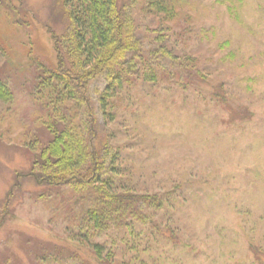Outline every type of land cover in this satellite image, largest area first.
Instances as JSON below:
<instances>
[{
	"label": "rangeland",
	"instance_id": "rangeland-1",
	"mask_svg": "<svg viewBox=\"0 0 264 264\" xmlns=\"http://www.w3.org/2000/svg\"><path fill=\"white\" fill-rule=\"evenodd\" d=\"M120 2L133 42L158 50L148 54L158 63V82L139 83L120 108L125 116L110 124L98 107L103 77L92 82L90 96L100 132L126 146L134 188L171 205L158 211L169 231L155 230L142 256L149 264H264V0H237L235 9L225 0H189L169 23L140 1ZM66 25L62 0H0V78L13 91L0 101V213L17 174L30 168L26 140L44 135L32 97L35 62L53 65L51 31L63 35ZM20 180L0 249L7 244L19 264H32L26 247L64 261L46 264L90 258L66 241L64 190L56 199L41 197V186ZM99 240L120 245L111 235Z\"/></svg>",
	"mask_w": 264,
	"mask_h": 264
},
{
	"label": "trees",
	"instance_id": "trees-1",
	"mask_svg": "<svg viewBox=\"0 0 264 264\" xmlns=\"http://www.w3.org/2000/svg\"><path fill=\"white\" fill-rule=\"evenodd\" d=\"M137 1L162 23L177 20L190 5L189 0ZM225 1L229 9H235L237 0ZM62 4L67 25L63 35L51 31L53 65L35 62L32 97L39 105L44 135L35 134L25 142L31 165L16 176L2 205L0 228L14 189L22 185L20 179L32 180L43 188L41 197L56 199L57 192L64 190L66 241L74 244L75 251L85 249L90 254L81 258L74 252L79 264H149L142 256L153 247L149 239L169 231L166 221L158 217L159 209L171 206L169 199L134 188L132 170L122 152L126 146L112 141L115 134L100 132L97 109L104 114L105 124L125 116L120 108L132 99L134 88L158 82V63L148 55L155 56L158 50L146 51L133 42L132 23L120 0H62ZM170 51L164 50L165 54ZM100 77L106 85L99 92L97 107L90 85ZM12 97L11 87L0 78V101ZM122 131L121 135L127 134ZM111 149L115 155L109 158ZM105 235L114 236L120 245L111 247L100 241ZM3 245L0 264H19L10 247ZM26 248L32 264L64 262L49 253L33 256Z\"/></svg>",
	"mask_w": 264,
	"mask_h": 264
}]
</instances>
